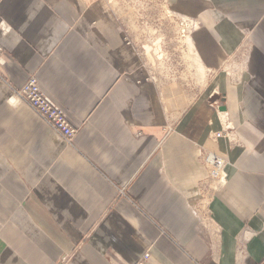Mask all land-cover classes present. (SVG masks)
Returning a JSON list of instances; mask_svg holds the SVG:
<instances>
[{"label":"crops","instance_id":"obj_1","mask_svg":"<svg viewBox=\"0 0 264 264\" xmlns=\"http://www.w3.org/2000/svg\"><path fill=\"white\" fill-rule=\"evenodd\" d=\"M109 1L0 0V264H264V0H168L197 90ZM31 77L71 143L11 104Z\"/></svg>","mask_w":264,"mask_h":264},{"label":"rangeland","instance_id":"obj_2","mask_svg":"<svg viewBox=\"0 0 264 264\" xmlns=\"http://www.w3.org/2000/svg\"><path fill=\"white\" fill-rule=\"evenodd\" d=\"M110 6L125 25L128 36L147 54L172 55L182 52V84L191 89L205 87L207 72L196 68L189 27L168 0H110ZM190 43V44H189ZM159 58V57H158ZM198 73V76L195 74ZM202 73V75H201Z\"/></svg>","mask_w":264,"mask_h":264},{"label":"built area","instance_id":"obj_3","mask_svg":"<svg viewBox=\"0 0 264 264\" xmlns=\"http://www.w3.org/2000/svg\"><path fill=\"white\" fill-rule=\"evenodd\" d=\"M185 28L189 27L191 33L195 29L193 21L185 19L182 24ZM3 57V49L0 45V65ZM11 104H20L26 106L37 118H39L47 127L58 134L65 142L71 143L77 134V128L69 121L61 108L54 104L40 90L37 79L31 77L18 90L13 91ZM222 134H215L214 138L218 139ZM219 168V165H218ZM146 254L141 263L148 260Z\"/></svg>","mask_w":264,"mask_h":264},{"label":"water","instance_id":"obj_4","mask_svg":"<svg viewBox=\"0 0 264 264\" xmlns=\"http://www.w3.org/2000/svg\"><path fill=\"white\" fill-rule=\"evenodd\" d=\"M220 100H221L220 96L215 95V96H212V97L209 99V103L213 104V103H216V102H218V101H220Z\"/></svg>","mask_w":264,"mask_h":264},{"label":"bare ground","instance_id":"obj_5","mask_svg":"<svg viewBox=\"0 0 264 264\" xmlns=\"http://www.w3.org/2000/svg\"><path fill=\"white\" fill-rule=\"evenodd\" d=\"M186 38H188V37H186ZM188 41H189V39H187Z\"/></svg>","mask_w":264,"mask_h":264}]
</instances>
